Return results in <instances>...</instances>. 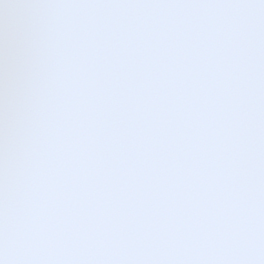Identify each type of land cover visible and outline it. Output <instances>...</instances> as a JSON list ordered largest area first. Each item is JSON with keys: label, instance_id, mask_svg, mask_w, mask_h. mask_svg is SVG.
<instances>
[{"label": "snow or ice", "instance_id": "1", "mask_svg": "<svg viewBox=\"0 0 264 264\" xmlns=\"http://www.w3.org/2000/svg\"><path fill=\"white\" fill-rule=\"evenodd\" d=\"M0 264H264V0H0Z\"/></svg>", "mask_w": 264, "mask_h": 264}]
</instances>
